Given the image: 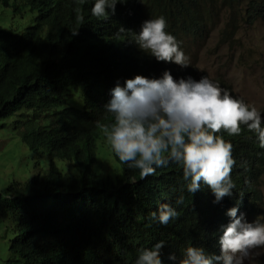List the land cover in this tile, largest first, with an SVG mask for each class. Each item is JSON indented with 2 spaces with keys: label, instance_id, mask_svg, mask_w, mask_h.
Here are the masks:
<instances>
[{
  "label": "trees",
  "instance_id": "obj_1",
  "mask_svg": "<svg viewBox=\"0 0 264 264\" xmlns=\"http://www.w3.org/2000/svg\"><path fill=\"white\" fill-rule=\"evenodd\" d=\"M19 3L36 15L19 31L0 21V120L12 119L46 166L0 192V214L15 219L5 264H135L138 251L157 241H164L168 264V253L179 260L187 246L212 251L221 223L229 220L225 210L237 202L246 219L261 212L264 148L243 127L239 136L219 133L233 145L236 187L232 197L213 203L203 184L193 194L186 190L179 165L140 179L115 157L100 126L111 119L103 104L117 81L164 70L172 75L171 62H157L130 42L145 19L163 16L166 31L190 48L187 40L199 43L216 29L223 6L232 16L220 39L232 38L239 21H261L264 28V0H125L107 19L91 15L92 0H14V9ZM75 87L81 108L70 105ZM99 158L112 160L108 171ZM163 203L177 211L167 225L150 217Z\"/></svg>",
  "mask_w": 264,
  "mask_h": 264
},
{
  "label": "clouds",
  "instance_id": "obj_2",
  "mask_svg": "<svg viewBox=\"0 0 264 264\" xmlns=\"http://www.w3.org/2000/svg\"><path fill=\"white\" fill-rule=\"evenodd\" d=\"M124 2L92 0L90 13L97 19H107L115 13L117 3ZM78 19L82 22L83 16ZM166 29L163 16L145 19L139 30L132 32L130 42L157 62H171L172 75L164 70L125 78L123 85L117 81L103 104L111 119L100 130L115 157L135 169L140 179L170 163L179 165L189 193L200 190L203 184L212 193L213 203H219L224 197H232L236 187L230 175L236 163L233 145L219 133L239 136L243 127L264 148V110L240 99L226 79L198 70L197 62L189 59L190 48L183 47ZM72 33L75 35L76 31ZM74 90L80 96L79 88ZM182 202V196L175 201ZM238 203L225 210L229 220L221 223L212 251L187 246L179 260L176 254L168 253V264H245L264 254L259 251L264 249V208L256 219H246L239 212L244 206ZM176 216V209L168 203L150 214L161 225ZM163 247L164 241H157L140 249L135 264H165Z\"/></svg>",
  "mask_w": 264,
  "mask_h": 264
},
{
  "label": "rangeland",
  "instance_id": "obj_3",
  "mask_svg": "<svg viewBox=\"0 0 264 264\" xmlns=\"http://www.w3.org/2000/svg\"><path fill=\"white\" fill-rule=\"evenodd\" d=\"M14 0L8 6L0 5V21L6 28L19 31L25 25L32 23L35 12H31L25 4L13 7ZM232 13L228 8L222 7L218 13L219 22L204 40L193 44L187 40L190 47L189 59L197 62L198 70H203L209 76H220L230 82L234 93L257 109L264 110V28L261 21L251 25L240 24L232 38L220 39V30L224 21ZM236 25V26H237ZM74 88L70 91V105L81 108L82 97ZM5 124V125H4ZM0 120V192L13 181L24 182L46 166V157L37 158L26 143L21 139L20 133L13 129V121ZM106 148V145L104 144ZM99 152L103 148L99 147ZM101 156V155H100ZM108 157V156H107ZM101 169L108 171L112 160L99 158ZM264 208V176L260 184ZM251 221V220H249ZM12 216L0 214V264H5L8 257V246L14 238ZM264 253V249L259 250ZM264 254L254 257L245 264H261Z\"/></svg>",
  "mask_w": 264,
  "mask_h": 264
}]
</instances>
